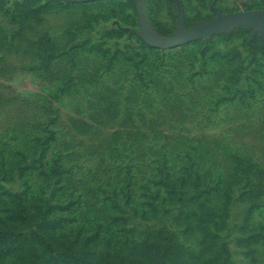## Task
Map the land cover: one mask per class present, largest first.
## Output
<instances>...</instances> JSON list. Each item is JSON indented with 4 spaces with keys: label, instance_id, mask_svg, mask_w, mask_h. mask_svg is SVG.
I'll return each instance as SVG.
<instances>
[{
    "label": "rangeland",
    "instance_id": "rangeland-1",
    "mask_svg": "<svg viewBox=\"0 0 264 264\" xmlns=\"http://www.w3.org/2000/svg\"><path fill=\"white\" fill-rule=\"evenodd\" d=\"M246 9L264 0H0V211L20 194L35 224L57 205L42 234L91 238L94 252L162 227L192 248L199 234L187 239L181 207L163 202L170 185L155 181L198 173L195 194L225 209L232 264H264L261 26L154 48L140 24L142 11L161 41L180 15L190 30ZM20 256L0 249V264Z\"/></svg>",
    "mask_w": 264,
    "mask_h": 264
},
{
    "label": "trees",
    "instance_id": "trees-1",
    "mask_svg": "<svg viewBox=\"0 0 264 264\" xmlns=\"http://www.w3.org/2000/svg\"><path fill=\"white\" fill-rule=\"evenodd\" d=\"M181 170L186 168L182 167ZM192 174L184 173L174 181L171 178L165 179L166 177L155 181L160 186L170 185V200L164 198L163 202L171 201L170 204L181 207L176 220L185 221L183 225L187 239L193 237V233L199 234L197 244L192 248L178 233L165 227L151 230L142 238H135V229L129 230L128 234L133 233V236L126 239L123 249L103 253L99 250L92 251L91 238H65L62 235L63 242H55L51 237L42 234L40 229L47 230L48 233L49 230L55 231L59 225L53 217L57 205L44 206L38 213V220L32 224L22 203V195L16 194L13 199L14 206L0 211V249L6 254L20 253L22 264H29L26 257L35 258L43 253L48 258L41 261L37 258L32 264H232L230 247L226 242H221L219 228L223 226L219 227L217 221L225 214V209L224 212L217 213L210 207L204 198L206 189L195 194L194 191H200L205 186L201 185V176L198 173H195L196 178H192ZM187 187L193 194L186 192ZM175 198L178 202L173 201ZM124 217L120 216V219L125 220Z\"/></svg>",
    "mask_w": 264,
    "mask_h": 264
},
{
    "label": "water",
    "instance_id": "water-1",
    "mask_svg": "<svg viewBox=\"0 0 264 264\" xmlns=\"http://www.w3.org/2000/svg\"><path fill=\"white\" fill-rule=\"evenodd\" d=\"M144 3V0H142ZM256 23L261 26L260 32L264 34V10H241L229 14H222L220 13L217 19L203 24L199 27L194 29L186 30L184 25L183 16L180 15L179 17V33L161 40L155 41L153 40L143 21V13L140 12V24L142 27V35L146 43L154 48H168L172 46H176L184 41L192 40V39H199L210 37L220 31L228 30L234 26L243 25V24H251Z\"/></svg>",
    "mask_w": 264,
    "mask_h": 264
}]
</instances>
